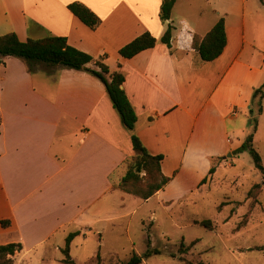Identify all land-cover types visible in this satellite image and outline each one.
Returning a JSON list of instances; mask_svg holds the SVG:
<instances>
[{
  "label": "crops",
  "instance_id": "obj_1",
  "mask_svg": "<svg viewBox=\"0 0 264 264\" xmlns=\"http://www.w3.org/2000/svg\"><path fill=\"white\" fill-rule=\"evenodd\" d=\"M74 1L92 9L100 25L92 29L74 15L68 8ZM180 1L163 22L162 0H0V36H65L110 72H123L137 114L131 131L105 84L88 70L36 62L29 71L21 58L0 57V244H22L14 259L56 234L81 233L68 230L82 226L76 222L86 215L94 222L111 218L107 193L124 192L113 188L112 175L135 154L133 133L150 153L164 155L162 171L172 177L154 196L181 179L192 189L208 175L212 158L243 142L233 146L229 122L238 110L252 108L253 92L264 83V49L257 51L248 37L245 18L262 22L264 46V4L227 0L224 7L222 0H208L209 12L175 15ZM220 16L226 47L215 60L203 61L193 35L204 36ZM168 23L170 46L160 40ZM145 31L156 45L122 57L119 49ZM86 66L97 67L95 61ZM5 219L10 225L3 228Z\"/></svg>",
  "mask_w": 264,
  "mask_h": 264
},
{
  "label": "rangeland",
  "instance_id": "obj_2",
  "mask_svg": "<svg viewBox=\"0 0 264 264\" xmlns=\"http://www.w3.org/2000/svg\"><path fill=\"white\" fill-rule=\"evenodd\" d=\"M258 2L249 0V4L257 5ZM229 4L222 0L220 6ZM198 10L209 12L208 0H181L174 14ZM245 18L248 37L253 38L257 51L261 52L264 49L260 37L262 22L258 20L257 25V16L253 15ZM256 25L259 30L252 33L253 29H258ZM257 100L252 103L253 112L249 107L242 108L238 110L239 116L229 122L230 128L234 129L229 138L233 146L244 141L251 131L249 119L257 117L254 146L264 164V114H257ZM211 161L215 172L208 173L206 180L192 189L181 179L172 182L161 195L148 200L121 191L107 193V207L111 211L108 217L111 218L94 222L86 215L76 222L82 226L72 225L68 230H81L71 243L72 258L77 264H126L134 253L143 255L149 249L157 248L161 253L150 255L140 264H185L179 259L180 244L184 241L189 245L197 240L182 253L194 263L264 264L262 173L255 169L248 151L236 153L232 150ZM125 170L123 164L113 173V188H118L120 181L116 182ZM255 183H260L261 187L255 197H250L248 192ZM116 216L124 218L115 219ZM203 220H210V229L202 225ZM66 236L59 233L47 243L29 248L23 255L15 257L14 264H65L61 249L65 246Z\"/></svg>",
  "mask_w": 264,
  "mask_h": 264
},
{
  "label": "trees",
  "instance_id": "obj_3",
  "mask_svg": "<svg viewBox=\"0 0 264 264\" xmlns=\"http://www.w3.org/2000/svg\"><path fill=\"white\" fill-rule=\"evenodd\" d=\"M177 0H162L160 7V19L163 22L170 20L172 9ZM264 4V0H260ZM69 10L76 15L83 23L92 29L98 27L101 23V18L87 5L80 1H74L68 4ZM172 24L168 23L161 41L166 45H171L172 39ZM157 43V38L150 32L145 31L132 41L119 49V54L124 58H132L139 52L153 48ZM227 44V34L225 27V18L220 16L213 27L204 35L197 33L193 35L192 47L196 49L203 61H213L218 58L224 51ZM15 56L23 59L26 62L29 71H32L31 65L36 62H44L47 64H61L63 66L73 69H85L98 77L106 87L114 108L119 112L123 124L129 129L133 130L137 121V114L132 106L124 88L123 83L125 76L120 70L110 72L109 67L101 60H95L94 57L87 52H84L68 43L65 36H57L49 34L42 38H31L22 41L18 38L15 32H8L0 36V57ZM95 61L96 68H88L86 65ZM264 83L256 88L253 92L252 103L257 100V114L260 115L264 111L263 105V91ZM253 107L251 112H253ZM251 131L246 136L242 144L235 149L236 153L248 151L252 157L255 169L262 173L264 178V164L262 156L254 146V136L258 127V118L253 117L249 119ZM131 142L135 154L127 157L123 164H125V173L120 179L118 188L126 193H129L142 200H147L154 196L159 190L163 189L172 179L166 176L162 171L163 154H152L143 144L142 140L135 133L131 136ZM219 158V157H218ZM215 166H211L209 173H214ZM175 175V172L174 174ZM206 177L200 182L203 183ZM261 184L255 183L249 190L248 195L255 197L260 189ZM202 225L211 228L210 220H203ZM10 225V220L5 219L1 221V226L6 228ZM80 234V231L70 232L65 239V246L61 249L64 254L63 263L77 264L71 256V242ZM197 240L191 244L186 245L184 241L179 247V259L185 264H205L200 261L192 262L182 256L189 248L196 243ZM22 250V244L10 242L0 244V264H14L16 252ZM154 253H161L157 248L149 249L145 254L139 255L134 253L126 264H140ZM175 255V254H172ZM99 257V253H98Z\"/></svg>",
  "mask_w": 264,
  "mask_h": 264
}]
</instances>
